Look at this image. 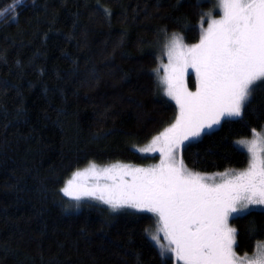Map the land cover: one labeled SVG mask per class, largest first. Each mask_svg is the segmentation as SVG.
<instances>
[{
  "label": "trees",
  "instance_id": "16d2710c",
  "mask_svg": "<svg viewBox=\"0 0 264 264\" xmlns=\"http://www.w3.org/2000/svg\"><path fill=\"white\" fill-rule=\"evenodd\" d=\"M214 3L0 0L11 13L0 16V264H173L149 236L151 214L97 202L74 211L61 189L90 162L154 159L137 149L177 115L157 79L163 42L172 33L196 42ZM263 124L260 83L241 118L180 157L195 172L242 169L248 156L233 142ZM229 224L237 255L264 242V209Z\"/></svg>",
  "mask_w": 264,
  "mask_h": 264
},
{
  "label": "snow or ice",
  "instance_id": "6c2138e0",
  "mask_svg": "<svg viewBox=\"0 0 264 264\" xmlns=\"http://www.w3.org/2000/svg\"><path fill=\"white\" fill-rule=\"evenodd\" d=\"M219 4L222 18L209 23L199 44L183 46L182 37L172 36L168 54L177 51V56L164 83L166 95L180 112L170 128L137 149L159 151L161 163L151 168L116 163L98 169L90 162L86 171L111 183L77 186L76 177L84 175L77 171L61 191L77 201L99 200L113 212L128 208L156 215L157 231H163L168 241L166 250L183 264H264V247L254 258L237 256V229L229 225L230 218L247 215L250 206L264 205V132L252 129V139L233 142L239 150L246 149L249 164L234 174L218 173L220 183H207L210 178L189 171L182 159L175 158L186 142H196L225 119L241 118L256 87L264 83V0H219ZM6 12L11 14L3 9L0 16ZM189 68L196 73V92L183 85ZM150 238L159 244L157 235Z\"/></svg>",
  "mask_w": 264,
  "mask_h": 264
},
{
  "label": "rangeland",
  "instance_id": "374dc122",
  "mask_svg": "<svg viewBox=\"0 0 264 264\" xmlns=\"http://www.w3.org/2000/svg\"><path fill=\"white\" fill-rule=\"evenodd\" d=\"M222 15H223V9H222V7L219 4V0H215V3L213 4V6L207 11V13L203 17L204 20H205L204 21L205 23H201V25L199 26L200 27V38L196 42H194V43H187L183 39L182 40V45L183 46H187V47H191L192 45L199 44L200 43V40H201V36L204 34V32L206 31V29L208 28L209 23L213 19H216V20L221 19L222 18ZM173 34H177V33L170 34L167 37V39H165L164 42H163L162 52H161V55L159 56V59H158V66H157V68H158V71H159V75L157 76V79H158V82L160 83V85L162 87V90H161L162 91V95L165 96L170 101H172V103H174V105L176 106V108H177V115H176V117H177L179 115V112H180L179 106L176 104V101L174 99H172V98H170L169 96L166 95L167 85H166V83H164V79L171 72L172 65L175 64V60H176V56H177V51H173L171 57L168 54L169 51H170V49H171V39H172ZM177 35L180 36V37H182L180 34H177ZM166 45H167V47H166ZM165 66H169V67L166 68ZM182 79H183V85H184V87H186L189 92H196V90H197V83L198 82H197L196 73H195V71L192 68H189V69L186 70V72L183 74V78ZM175 122H176V119L173 121L172 124H174ZM172 124L169 125L167 128H170L172 126ZM216 128L217 127H214L212 130H214ZM164 130H162L161 132H164ZM255 130L257 132H264V124H263V126L261 128L255 129ZM160 133H158L157 135H155L153 137H156V136L160 135ZM153 137L150 139V141L146 142L145 144H143L139 148L148 146L150 144V142L152 141ZM252 138L253 137H252V133H251L249 136L243 137V138H239L237 140H240V139H249L250 140ZM186 144H188V143L186 142ZM183 147L184 146H181L180 149L175 152V158H176V160H180L181 159L180 152H181V149ZM243 151H245L246 154H247V156H248V164H249V159H250L249 154L247 153L246 149H244ZM139 153L142 154V155L151 156L154 159L149 160L147 162H144L143 164L128 163V162L127 163L126 162H110V163H104V164H96V163H94V164L97 165L98 169H102L104 167H107V166H110V165L116 164V163L125 164V165H129V166H132V167H141V168H151V167L157 166V165H159L161 163V154H160L159 151L152 152V153H141V152H139ZM89 164L84 165V166H82L80 168H77V169L73 170L72 172H70L69 175L64 179V183H63L62 188H64L66 186V182L68 180L72 179L73 178V174L76 173L77 171L84 173V175H81V176L76 177L75 184L77 186L93 187L97 183H99L101 185H103L104 183H111V181H106L103 176L97 177L96 174H94L92 172H87L86 169H88ZM248 164H247L246 167H244L242 169H235V170H231V171L233 172V174L235 172L244 171V170L247 169ZM186 168L189 171L193 172V173H198L201 176H204L206 178H210V179L206 180L207 183H220V182H222V179L223 178L220 177V176H218L217 174L218 173H224V172L230 171V169H228V170L226 169L224 171H219V172H203L202 173V172H195V171L189 169L188 167H186ZM62 194L66 198H68L69 200H71V201H73L75 203L74 211H78L80 209L81 204L86 203V202H97V203H100V204L106 206L107 208H109L108 205L103 204L101 201L96 200V199H92L90 197H84L81 200L77 201V200L73 199L71 196L65 195L64 192H62ZM250 208L251 209H254V208L264 209V205H254V206H250ZM125 210L136 211L135 209H128V208H125ZM138 212H140V211H138ZM146 213H149V212H146ZM149 214H151L152 217H153V219H154V222H153L152 226L149 228V236L151 237V235L155 234L159 238V244H157L155 241H153L154 244H155V246L158 248V250L161 253L163 252V255L168 256V257H171L172 260H173V264H183L182 261H178L175 258L174 254H172L171 252H168L166 250L167 247H168V241L165 238L163 231H157V228H158V223H157L158 222V217L156 215L152 214V213H149ZM159 227H162V225H159ZM161 245L164 246V247L161 248ZM261 247H264V242H262L260 245H258V247L256 248L255 252L252 255H247V258H254V254ZM237 256L240 257L242 260L245 259V256H239V255H237ZM245 264H246V261H245Z\"/></svg>",
  "mask_w": 264,
  "mask_h": 264
}]
</instances>
